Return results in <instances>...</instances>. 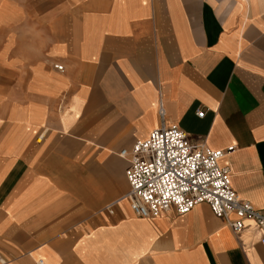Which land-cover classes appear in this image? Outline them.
<instances>
[{
  "label": "crops",
  "instance_id": "1",
  "mask_svg": "<svg viewBox=\"0 0 264 264\" xmlns=\"http://www.w3.org/2000/svg\"><path fill=\"white\" fill-rule=\"evenodd\" d=\"M169 123L264 212V0H0V264H264L253 220L131 209L119 151Z\"/></svg>",
  "mask_w": 264,
  "mask_h": 264
},
{
  "label": "built area",
  "instance_id": "2",
  "mask_svg": "<svg viewBox=\"0 0 264 264\" xmlns=\"http://www.w3.org/2000/svg\"><path fill=\"white\" fill-rule=\"evenodd\" d=\"M203 113L197 110L198 116ZM234 147L212 148L204 142H192L177 123L152 128L146 137L119 151L129 161L125 175L131 209L138 215L155 217L170 208L184 214L195 204L206 202L234 233L245 220L255 221L264 244V212L237 193L228 165L220 163ZM3 261L0 256V263ZM42 263V259L37 260V264Z\"/></svg>",
  "mask_w": 264,
  "mask_h": 264
}]
</instances>
